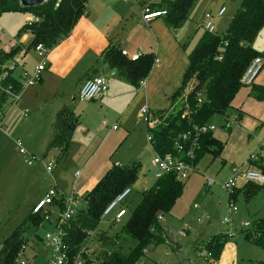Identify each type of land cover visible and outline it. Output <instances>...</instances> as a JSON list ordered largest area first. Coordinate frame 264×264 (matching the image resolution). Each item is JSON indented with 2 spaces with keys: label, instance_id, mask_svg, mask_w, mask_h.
I'll return each instance as SVG.
<instances>
[{
  "label": "rangeland",
  "instance_id": "obj_1",
  "mask_svg": "<svg viewBox=\"0 0 264 264\" xmlns=\"http://www.w3.org/2000/svg\"><path fill=\"white\" fill-rule=\"evenodd\" d=\"M234 1L195 0L185 22L186 28L184 29L190 34L184 45L185 49L194 48L203 33L207 31L204 26V15L214 10L217 13L222 4H225L228 11L224 16L215 18L213 30L215 35L222 36L241 4L240 0L235 6ZM31 19L32 13L30 12H6L0 16V50H7L15 44H21L22 50L25 51V55L21 50V56L19 53L15 60L10 62L16 66L14 70L16 75L21 73L22 68L31 70L41 61L34 48L26 50V46L30 43L27 39L29 33L18 35L21 28ZM253 44L255 50L264 54V34H258ZM41 86L39 84L34 89ZM190 88L191 85H188L183 92L186 93ZM34 89L30 87L20 92L21 101L10 108L4 118L3 130H0V248L3 241L31 214L33 200L41 198L50 187L54 188L58 184L57 173L59 171L63 175L60 180L69 184L66 191L64 189L61 191L70 194L73 191L74 172L70 164H74V168L84 169L83 163L90 158V164L84 172L86 174L103 156V153L76 152L62 155L61 150L54 148L47 153L44 160L36 161L34 165L29 166L19 152L16 141L20 140L22 147L43 159L51 132L53 114L56 112L55 108L60 102L74 107L72 111L75 123L78 124L80 111L86 102L77 98L79 89L76 90L68 83L61 86L57 79L49 81L38 98L33 94ZM24 109L29 110L26 117L22 114ZM170 109L171 107L166 111ZM159 115V113H150L153 125L160 123ZM102 120L106 118L101 119L97 126L101 125ZM148 125L147 115L137 109L128 127L117 123L118 132L112 130V127H105L101 134V137L108 136L111 131H114L107 142L108 148L113 149V153H109L113 162L117 164L135 162L140 166L138 179L130 186L132 193L123 203L127 215L122 222L113 223L115 214L121 207L119 206L111 214L104 216L98 226L100 231L109 236H117L116 249L126 255L135 250L137 241L125 234L124 227L138 206L142 193L152 188L157 181L155 168L151 163L156 151L148 140ZM123 128L128 129L129 133L122 139ZM71 146H73L72 141ZM248 155L249 153H244L243 156ZM242 160L236 164L237 169H241ZM49 162L54 165L52 174L48 173L45 168V163ZM218 169L217 161L206 155L201 159L197 170L183 180L182 196L177 200L172 211L161 218V224L168 229L169 241L157 245L149 244L146 254L137 264H208L205 258L207 248L204 247L201 251L197 248L210 236L230 231L229 224L222 222L224 217H229L235 225L231 235H228L225 264H261L264 260V248L245 238L244 231H254L257 223L264 221V188H259L256 194L247 200L244 193L247 183H241L243 180L239 179L236 184L237 189L232 190L237 197L233 203V211L230 213L229 194L219 183L233 177L235 172L230 174L226 170L225 174L218 172ZM207 178L213 179L216 184L208 186ZM76 191L79 205L83 206L84 195L77 189ZM194 205H200L201 208L195 209ZM60 211L59 205H55L49 219H44L40 225H28L25 230L27 243L22 257L24 261L30 264H49L53 253L45 236L47 232L55 230L51 222L57 218ZM200 215H209L211 219L199 222L197 217ZM245 223H248L249 227L244 226ZM184 227L189 230V233L179 236V231ZM175 244L179 246L175 247ZM91 245V257L96 263L102 246L94 241Z\"/></svg>",
  "mask_w": 264,
  "mask_h": 264
},
{
  "label": "trees",
  "instance_id": "obj_2",
  "mask_svg": "<svg viewBox=\"0 0 264 264\" xmlns=\"http://www.w3.org/2000/svg\"><path fill=\"white\" fill-rule=\"evenodd\" d=\"M195 0H165L160 4L167 9L165 17L174 25L187 19L188 12ZM47 0L38 6H22L20 0H0V16L6 12H30L39 21L27 22L19 31L32 35L26 50L43 43L52 48L61 38L68 36L78 20L84 15L89 0ZM264 28V0H242L239 8L222 36L213 31H205L194 48L189 52V65L183 76L181 87L172 96L171 109L155 111L159 113L160 123L147 126L150 144L161 155L177 154L175 142L180 134L193 125H203L213 117L225 115L231 108L238 92L245 86L242 77L257 56L262 53L252 46L254 39ZM22 50L21 44H15L9 51L0 50V65L11 62ZM153 54H140L136 60L122 54V50L110 46L104 51L103 62L111 69H118L120 74L135 85L146 78L155 63ZM13 72H10V76ZM16 84V91L23 92L15 77L9 78ZM191 88L184 93V89ZM201 94L202 102H198ZM180 97V98H179ZM8 102V97L0 90V109ZM190 115L183 116L186 107ZM73 111L65 106L60 109L51 124L50 138L46 144V153L60 148L65 155L71 145L72 135L76 127ZM200 147L195 151L194 159H187L194 167L206 155L218 157L222 154L223 143L213 132L201 136ZM254 169L264 173V157L250 162ZM139 164H114L98 180L96 185L86 193L83 206L69 221L67 243L72 258L81 255L85 264H137L146 254L149 244H160L169 241L168 230L161 224V218L169 214L184 190L183 180L175 173H167L157 179L155 185L145 190L141 200L130 216L124 232L137 241V247L126 255L116 249L117 236H109L100 231L98 226L107 206L125 188L130 187L138 179ZM246 199L253 197L264 183L245 181ZM131 188V187H130ZM237 189V186L234 188ZM236 193H229L232 202ZM45 215L31 214L2 243L0 248V264H20L16 262L18 252L26 246L25 230L29 224L40 225ZM122 222V221H121ZM114 223V222H113ZM245 238L264 248V221L257 223L255 230L244 231ZM227 233H217L202 243L199 248L206 247L211 251L212 259L218 263L228 242ZM101 244L98 261L95 263L91 253H82L89 241ZM210 262L211 259L205 257ZM94 262V263H93ZM264 264V260L261 262Z\"/></svg>",
  "mask_w": 264,
  "mask_h": 264
},
{
  "label": "crops",
  "instance_id": "obj_3",
  "mask_svg": "<svg viewBox=\"0 0 264 264\" xmlns=\"http://www.w3.org/2000/svg\"><path fill=\"white\" fill-rule=\"evenodd\" d=\"M162 1L165 0H89L84 15L75 24L71 33L49 49L46 69L41 80L38 85L32 86L34 89L35 86L42 85L33 92L38 98L45 85L52 79H57L61 86L68 83L76 90H80L84 81L93 75H103L107 79L108 92L92 101H86L80 111V120L72 135L73 146L67 152L103 153L100 160L86 174L84 172L90 164V158L83 163L84 169L74 168V164H70L74 169L72 189H77L84 196L108 169L117 164L109 155L113 153V149L107 146L111 134L119 131L117 123L128 127L137 109L141 110L145 105L149 107L151 113L169 109L172 105V96L182 85L191 51L184 47L190 35L184 29L186 20L174 25L165 16L156 17L150 22L142 19L146 4L152 3V8L159 9L162 8L160 5ZM234 2L236 6L240 0ZM222 7L226 8L225 15L227 7L225 4H222ZM220 9L217 13L215 10L211 11L215 18L224 16L218 14ZM259 34H264V28ZM27 39L31 41L32 35L28 34ZM110 46L125 50L130 56L138 53L153 54L158 59L159 63L152 67L143 88H138L122 76L118 69L113 72V69L103 62L104 51ZM9 50L10 48L5 51ZM262 55L264 56L263 53ZM65 106H67L65 102L59 103L54 110L56 112L53 114V120L56 113ZM67 107L74 109L70 105ZM103 118L106 120H102L101 125L97 126ZM103 121L107 123L105 126ZM210 122L217 126L213 132L214 136L224 145L220 156L208 155L217 161L218 172L226 174L227 170L230 174L234 173L238 168L236 164L241 159L243 160L240 168H247L253 154L259 155V158L264 157V67L252 85H246L238 92L232 108L225 115L213 117ZM114 125L117 126L116 129L111 128ZM105 127H110L114 131L108 136L101 137ZM128 133L129 130L123 128L121 138L126 137ZM244 153L249 155L245 157ZM199 163L194 171L197 170ZM77 171L81 172L79 176L75 174ZM59 172L57 187L61 190L68 189L69 184L60 180L63 175ZM225 181L227 180L221 181V184ZM221 184L219 183L220 186ZM51 188L41 198H35L33 204L42 199ZM226 253L224 248L217 264H225Z\"/></svg>",
  "mask_w": 264,
  "mask_h": 264
},
{
  "label": "built area",
  "instance_id": "obj_4",
  "mask_svg": "<svg viewBox=\"0 0 264 264\" xmlns=\"http://www.w3.org/2000/svg\"><path fill=\"white\" fill-rule=\"evenodd\" d=\"M58 2L60 0H57ZM127 1V0H125ZM57 2V5L59 4ZM152 3H148L144 6L143 9V15L142 19L145 22H150L156 17L159 16H166L168 11L165 8H152ZM226 11L225 7H222L219 11V15H224ZM32 21H39L38 17L32 16ZM215 17L209 12L204 15V26L208 31H213L215 24ZM35 51L37 52L38 56L41 58V61L32 69L28 70L27 68H22V71L19 75L15 74V68L16 66L10 62H7L5 64L0 65V90L1 92L5 93L8 97V102L5 104V106L0 109V130H3V123L5 115L8 113L10 108L16 104H18L21 101V95L20 90L16 91L15 89V82H12L9 78L15 77V79L18 80V83L21 85V89L25 90L26 88L32 87L36 85L38 82H40L42 73L46 69L47 65V54L49 52V48H47L43 43H38L34 47ZM24 51V50H22ZM22 51L20 52V56L22 54ZM122 54L125 56H128L132 60H136L139 57V53L130 56L127 51L122 50ZM25 55V51L23 53ZM16 58V57H15ZM15 60V59H14ZM12 60V61H14ZM11 61V62H12ZM18 63V62H16ZM158 59H155L154 64H158ZM264 67V56L260 55L253 59L249 67L247 68L246 72L244 73L242 77V83L246 85H252L254 81L256 80L259 73L262 71ZM10 72H13V76H10ZM146 85V78H143L140 80L138 88H143ZM109 85L107 82V79L103 75H93L89 78H87L84 83L82 84L79 93L78 98L81 101H92L96 98H99L103 95H105L108 92ZM198 102H202V96L199 94L198 96ZM141 113L144 115H147V121L150 126H153V121L150 117V109L147 105L143 106L141 108ZM23 116H28L29 110L24 109L22 111ZM190 115V108L187 106L186 110L184 111L183 116H189ZM107 123L106 121H103V126H105ZM113 129H116L117 126L114 125L112 127ZM217 129V126L213 124L212 122H208L203 125H193L189 130L183 132L180 134L178 140L175 142V148L177 151V154H166L161 155L158 152H156L155 157L152 159V166L155 168V177L156 179L161 178L163 175L167 173H175L177 177L181 180L187 179L189 175L194 172L195 167L187 161V159H194L195 157V151L197 148L200 147L199 140L201 136L208 132H214ZM150 136L148 135V140H150ZM16 145L19 149V152L23 155L26 163L29 166L34 165L36 161L44 160L36 157L35 155L31 154L28 150H26L24 147H22L21 141L17 140ZM264 154V153H263ZM259 158V155L253 154L250 159L247 168L245 169H236L235 175L231 178H229L227 181H225L221 186L223 189H225L228 194L232 192V190L236 187V184L238 183L239 179H242L244 181H251L259 184L264 183V173L254 169L251 166V161L257 160ZM45 168L48 173L52 174L54 165L52 162L45 163ZM80 171H77L75 174L76 176L80 175ZM208 186H213L215 184V181L213 179H207L206 181ZM132 193V189L130 187L125 188L121 193H119L116 198L107 206L103 213L104 216H108L111 214L116 208L119 206L120 209L115 214V217L113 219L114 223H120L123 218L127 215V210L124 208V201L130 196ZM233 203L231 201L230 203V213L233 211ZM55 205H59L60 207V213L57 216V218L52 221L51 223L55 226V230L52 232H47L45 239L47 244L52 250L53 256L49 261V264H85V260L81 255H78L75 258L71 257L69 246L67 243V237H68V229L69 227V221L72 217H74L77 213V209L80 207L79 205V198L78 193L76 189H73V191L70 194H65L61 191L60 188L57 187V185L54 186V188H51L45 196L40 199L36 204L32 207V213L33 214H40L45 215V219H49V215H51V212H53V207ZM195 209H200V205H194ZM211 217L209 215H200L197 217V221H210ZM223 223L229 224L230 231L227 232L228 235H231V231H233L234 224L230 220L229 217H224L222 220ZM246 227H249L248 223H245ZM187 228L184 227L183 230L179 231V236H185L187 232ZM91 240V239H90ZM92 240L89 241L85 247L82 249V253H91V247H92ZM25 245L22 246L21 250L18 252L16 262L20 264H30L27 263L22 259L24 255V249ZM198 250H202L201 248H197ZM199 255H201V252H199ZM207 258L211 259V261H208V264H217L212 259V253L211 251L207 250L206 256Z\"/></svg>",
  "mask_w": 264,
  "mask_h": 264
},
{
  "label": "water",
  "instance_id": "obj_5",
  "mask_svg": "<svg viewBox=\"0 0 264 264\" xmlns=\"http://www.w3.org/2000/svg\"><path fill=\"white\" fill-rule=\"evenodd\" d=\"M47 0H20V3L22 6H38L42 5L46 2ZM115 69H113V72Z\"/></svg>",
  "mask_w": 264,
  "mask_h": 264
}]
</instances>
